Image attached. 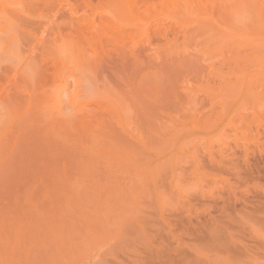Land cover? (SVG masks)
I'll return each instance as SVG.
<instances>
[{
	"label": "rangeland",
	"instance_id": "rangeland-1",
	"mask_svg": "<svg viewBox=\"0 0 264 264\" xmlns=\"http://www.w3.org/2000/svg\"><path fill=\"white\" fill-rule=\"evenodd\" d=\"M116 1L61 0V14L65 15V17H62L63 14L61 15V44L64 39L67 43L68 37L71 36L73 40L75 37L82 38L80 40L85 43L89 41L85 39L87 38L85 36L90 37V33L95 35V31H97L95 36L104 31V33L111 31L113 37L117 33L120 35L122 27L125 31L124 28L128 25L126 26V22L123 23L119 19L117 22L110 21L117 20L118 10L116 7L118 8L119 5L116 4L113 8V3ZM122 1L126 0H118V4L123 3ZM184 1L135 0L134 2L140 3L141 11H149L144 12L143 15V17L145 16L144 20L146 19L143 27L146 31L142 28L141 34H137L133 28L131 30L128 26L127 29L130 30L128 33L126 29L125 36L130 32L134 33L129 37L124 36V40L119 43L122 46L117 41H115L117 43L114 41L109 43L113 49L109 50L111 47L108 45L105 48L108 50H106L107 53L102 51L104 48L89 47L88 45L85 47L87 53L86 50L84 53L89 56L93 51L95 54H92L95 58L91 57L90 59L86 55L85 61L80 60V58H84L85 54H83L77 59L80 60L79 66V63H73L77 62L76 59L68 61L72 58H66L68 54L64 53V56L61 51V56H64L61 60V62L63 61L61 68L66 70L61 69L63 74H61L62 79L59 84L61 90L59 89L58 94L63 108L60 111L61 143L63 145L61 144L59 168L58 166L55 168L57 162L47 160L46 164L39 161L36 155L41 152L36 146L38 144H33L38 142L34 139L33 141L32 136V138L25 137L26 134L22 133L24 137L21 136L24 139L21 140L22 137L18 140L10 138L11 141L10 135L8 136L9 131H7L11 128L8 127L11 124L6 127L4 125V129H2L3 127L2 130L0 129V144L1 141L3 143L4 140H7L6 138L10 140L7 145L12 143L9 145L8 151L4 149L5 142V146L4 144L0 146V155L1 151L8 152L3 154V159L0 157V171H2L0 173V212H5V216L6 212L7 216L11 214L9 212H13L9 216L10 219L7 216V219H2L5 220L4 222L8 220V224L11 222L13 224L16 221L14 222L16 227L29 233L23 232L27 235L25 239L31 236L28 238L29 244L23 240L24 234H20L19 238L14 236L17 240L22 235L21 239L26 243L27 248L21 249L25 253L23 251L18 254H15L17 252L10 253L11 234L8 233L5 226V228L2 226V229L0 228V232L3 233H0V264H9V262L10 264H23L25 259L28 261L26 264H100L101 262V264H264V230H262L264 229V0H247L244 15L241 13L240 0H193L192 3L196 4L193 5L194 11L193 8L192 10L190 8L192 3L189 5L188 9L194 12L190 14L185 12L188 4L180 5L181 3L184 5ZM173 6L178 7V12L174 11L177 7L173 9ZM72 11L74 16L71 15ZM109 11L110 13H108ZM173 11L174 13H172ZM115 12L116 14H114ZM102 13H107L106 16L111 14L112 18L115 16V19L110 18L109 15L107 17L108 21L116 23L104 25L107 18ZM88 14L92 15L90 18H95L96 21L88 19ZM82 17H86L88 20H85L89 21L90 25L87 21H84L86 24L77 22L79 19L83 22L81 19L84 18ZM63 18L65 19L62 20ZM67 18H70V21ZM71 21L77 22L76 26L79 23L77 27L86 28L88 25L89 29L98 21L101 22L100 25L102 24L101 28L104 31L97 30L100 28V25L97 27L98 23L97 28L93 27L96 28L95 31L90 30L88 34L87 27L84 34V29L81 28L83 30L81 32L74 25V28L68 29L72 25ZM68 22L71 25H68ZM120 22L124 24L122 27ZM118 27L120 28L118 29ZM218 27L222 29H220L222 32H218ZM104 28L108 30L106 31ZM153 28L159 33H155ZM72 29L73 31H71ZM160 32L162 33L160 34ZM73 34L78 36L74 35V37ZM217 34L220 35L216 36ZM158 35L160 36L158 37ZM125 41L126 43H124ZM113 42L118 44L117 48L122 47L125 50L127 47L126 50L123 53L118 52L119 48L117 49ZM116 50L117 52H115ZM101 54H105V56ZM86 57L92 62L89 67L86 63L84 65L81 63L89 61ZM108 57L112 58L108 59ZM98 58L102 61L98 60L97 62ZM133 58H137L139 61ZM134 60V63L137 60V64L133 63ZM65 61L69 64H65ZM70 64L73 67L69 66ZM205 68L206 70H204ZM137 79L141 83L139 87ZM238 81L239 83H237ZM233 82L235 86L239 84L234 86L235 90L230 89ZM86 86L87 89L89 88L88 90L85 89ZM105 89L110 90L106 92ZM100 90H103L106 96L100 94L103 93ZM138 91L142 97L141 102L136 100ZM92 92L95 94L94 96ZM89 101L93 104H89ZM143 101L144 103H142ZM124 103L125 106H123ZM104 106L109 108L105 107V110ZM73 108L80 112H77L76 115L80 114L79 116L84 118L87 115L86 119L81 120L79 116L74 118L76 115L72 113L74 112ZM113 112L123 118V131L117 129L118 133L119 131L122 133L116 132L117 135L114 133L115 138L109 134V140L108 138L105 140L109 143L99 142L100 145H103L95 147L98 143L95 144L93 138L100 140L99 137H94V133L101 134L103 131L100 133V128L103 130L107 126L108 129L112 128L111 131H117L115 129L117 123L113 118L117 115L112 117ZM149 112L150 114H148ZM108 119L110 121H107ZM70 120L73 122V127L71 123H68ZM82 121L85 122L82 123ZM107 122H113L112 124L116 125L109 127V124L106 125ZM128 122H130V126H125V123L129 125ZM143 126L146 127V130ZM95 127H98L99 131ZM131 127H133V131ZM117 128L120 127L117 126ZM90 130H92L93 136ZM87 131L90 134H87ZM85 133L86 136L89 135V138L84 137ZM3 134L7 137L4 138L5 135L1 137ZM119 135L121 138L118 137ZM80 139L85 140L81 141ZM19 140H21V146L19 143L17 144ZM26 140H28L27 147L24 144ZM30 140L32 141L29 142ZM78 142L79 144H77ZM84 142L86 143L84 144ZM17 145L21 148H16ZM92 147L97 149L94 150ZM14 148L19 152L15 153L17 151ZM31 150L32 152H29ZM128 150H131L130 153L135 150L133 153L137 152L136 155L139 153L138 157H140L130 158V162L127 159L126 162V157L123 156L122 160L119 155L121 156L125 152L129 154ZM33 152L36 154L33 155ZM86 153L88 154L87 158ZM21 154L23 156L26 154L27 156H24L26 159H21ZM103 155L105 156L103 157ZM9 157L11 160L8 159ZM29 158L31 161L28 160ZM91 158L93 160L96 158L94 161L91 160L94 162L93 164L87 160ZM2 160H6V162ZM35 160H38V164L35 163L37 162ZM33 169L36 170L33 171ZM56 169L61 172L58 170L57 173ZM112 170H114L113 173ZM59 173L61 174L59 175ZM116 199H120V202ZM3 212L1 214L4 216ZM2 219L0 223L7 224L1 222ZM10 220L11 222H9ZM123 221L131 228L128 229L122 224L126 228L125 230L122 225L119 226ZM117 223L119 227L116 226ZM20 224L22 226L26 224L28 229L26 227L23 229ZM120 227L123 229H119ZM132 229L134 230L132 231ZM120 230L126 234H121ZM90 234L92 235L89 237ZM140 241H144V243ZM18 242L20 243L19 240ZM20 244L22 247V243Z\"/></svg>",
	"mask_w": 264,
	"mask_h": 264
},
{
	"label": "bare ground",
	"instance_id": "bare-ground-1",
	"mask_svg": "<svg viewBox=\"0 0 264 264\" xmlns=\"http://www.w3.org/2000/svg\"><path fill=\"white\" fill-rule=\"evenodd\" d=\"M61 0H0V129L5 125V127H6V125H8V124H11V126H8V127H11V128H9V130H7L8 129V127H7V131H9V133H8V136H9V139L11 138H13V139H17L18 140V138H21L22 136L21 135H23L22 133H24V134H26L25 135V137L26 136H29L30 138H32V140L34 139L35 141H37L38 143H36V142H32L33 144H40L39 146L38 145H36L37 146V148L38 149H40L39 151L41 152V154H42V156H41V154L39 153V151L37 152V154L38 155H36L38 158H39V161L40 162H42V163H46L47 162V160L48 161H54V163L55 162H57V163H55V168H57L56 166H58V168H59V163L61 164V136H62V134H61V102H60V100H59V89L61 88V86L59 85V84H61V74H63V73H61V63L63 62H61V60H62V57L64 58V56H65V54H68V55H66V58L67 57H69V58H72V59H69L68 61H70V60H72L73 61V59H76V61L77 62H73L74 64L75 63H79L78 64V66L80 65V60H84L85 61V56L87 55L88 56V54H85L84 52H85V50H86V48L85 47H87L88 45H89V47H96V48H104V50H102V51H105L106 53H107V51L105 50V48L106 47H108V45H110L109 43H111L112 41H117L118 42V44L119 43H121V41H123L124 40V36H125V33L127 34V30H128V33H129V30L131 29L132 30V28H133V31L135 30V32L138 34H141L140 32H141V30H142V28L143 29H145L143 26H144V21L146 20H144V17H143V15L145 14L144 12H147L148 10H146V11H141V8L139 7V5H140V3L138 4L137 2H134L135 0H126L125 2H123V3H120V4H118L119 2H118V0L116 1V2H114L113 3V8L115 7V5L117 4V6H118V8L116 7V9L118 10V14H117V20H110V21H118V19H119V21L121 20V22H123V23H125L126 22V26L128 25L129 26V28L127 29V27L126 28H124V30L125 31H123V23H121L120 24V26L122 27V33L119 35L118 33V35L116 36V35H114V37H113V35H112V32L111 31H109V33H104L105 31L101 28V27H103V26H101L100 25V23L101 22H98L97 21V23H95L96 25L98 24V26L97 27H99V25H100V28H97L96 27V25H91V26H95L96 28H97V30L99 31V32H102V31H104V32H102V34H100V35H98V36H95L96 34H97V31H95V29L93 28H91V29H89L90 28V26H86V28L88 27V29H86L85 27H77L78 25H79V23L77 24V26H76V24L75 23H77V22H80V24H82V23H85L88 19H91L90 17H92V15H90L89 16V14H88V16H89V18L87 19L86 17H82V18H84V19H81V20H83V22H81L80 21V19H79V21H77V22H72V25L70 24V22H68L69 24L68 25H71V26H69V28L68 29H70V27L72 28H74V26L79 30V31H81L82 29H84V31H83V33L85 34V29L86 30H88L87 31V33L89 34L90 33V30H94L95 32H96V34L94 35V34H92L91 35V33L89 34L90 35V37L89 36H85V37H87V38H85L84 36V38L85 39H88L89 41H87V40H85V41H87V42H85V43H82L83 41L82 40H80V39H82V38H78V37H75V36H78V35H75V34H73V36L75 37V39L73 40L72 39V36L71 37H68V42L67 43H65L66 42V40L64 39L63 41H62V44H61V18L62 17H65V15L64 16H62L61 17V2H60ZM111 1V0H110ZM174 1H177V0H174ZM184 1V0H183ZM90 2V1H89ZM139 2H141V1H139ZM185 2V1H184ZM192 2H194L193 0H190V1H186L185 3H184V5H183V3H181L180 5L181 6H185V5H187L188 4V7H186L185 8V12H187L186 14H188V12H189V14L190 13H192L193 11H194V4H196V3H192ZM240 2V4H241V13H242V15H244L245 14V11H246V7H247V0H240L239 1ZM81 3V2H80ZM177 3V2H176ZM178 3H180V2H178ZM177 3V4H178ZM191 3H192V5H191ZM54 4H56V5H54ZM86 4V3H85ZM109 4V3H108ZM141 4H143V3H141ZM76 5V4H75ZM81 5V4H80ZM91 5V4H90ZM189 5H191L190 6V8H191V10H192V8H193V11H191L190 9H188L189 8ZM82 6V5H81ZM109 6H111V5H109ZM79 7V6H78ZM83 7V6H82ZM81 7V8H82ZM112 7V6H111ZM145 7V6H144ZM149 7V6H148ZM177 6H173V9L174 8H176ZM65 8V7H64ZM67 8V7H66ZM69 8V7H68ZM88 8V7H87ZM109 8V7H108ZM147 8V7H146ZM79 9V8H78ZM90 9H92L91 7H90ZM143 9H145V8H143ZM181 9H184V7L182 8L181 7ZM195 9H196V5H195ZM80 10V9H79ZM97 10V9H96ZM114 10V9H113ZM150 10V9H149ZM176 10V12H178L177 10H178V7H177V9H174V11ZM200 10V9H199ZM259 11H260V9H258ZM86 11V10H85ZM116 11V10H115ZM155 11V10H154ZM174 11L172 12V13H174ZM73 12V11H72ZM76 12V11H75ZM112 12V11H111ZM149 12V11H148ZM152 12V11H151ZM184 12V11H183ZM108 13H110V11L108 12ZM153 13V12H152ZM152 13H150V14H152ZM194 13V12H193ZM199 13V12H198ZM198 13H197V15H198ZM77 14V13H76ZM82 14V13H81ZM84 14V13H83ZM103 14V13H102ZM106 14L107 13H104L103 14V16L104 17H106L107 18V21H105L106 23L108 22L109 24H106L105 22H104V25H106V26H108V25H110V23H113V25H114V23H116V22H110V21H108L109 19H108V15L106 16ZM111 14H113V12L111 13ZM111 14L109 15V17L110 18H112L111 17ZM114 14H116V12L114 13ZM155 14H157V13H155ZM154 14V15H155ZM175 14H177V13H175ZM71 15H73L74 16V12L71 14ZM148 15H149V13H148ZM172 15V14H171ZM69 16V15H68ZM67 16V17H68ZM82 16V15H81ZM94 16V15H93ZM102 16V15H101ZM100 16V18H102ZM151 16V15H150ZM152 16H153V14H152ZM72 17V16H71ZM99 17V16H98ZM99 18V19H100ZM116 17L114 16L112 19H115ZM168 18V17H167ZM65 18H63L62 20H64ZM68 19V18H67ZM70 19V18H69ZM68 19V21H70ZM72 19V18H71ZM85 19H87V20H85ZM98 19V20H99ZM105 19V18H104ZM170 19V18H169ZM92 21H96L95 20V18H93V19H91ZM101 20H103V19H101ZM74 21V20H73ZM85 21V22H84ZM104 21V20H103ZM102 21V22H103ZM243 21V20H242ZM89 21H87V23H88ZM90 23V22H89ZM88 23V24H89ZM93 23V22H92ZM153 23V22H152ZM64 24V23H63ZM66 24H67V22H66ZM86 24V23H85ZM123 24V25H122ZM74 25V26H73ZM90 25V24H89ZM150 25V24H149ZM85 26V25H84ZM116 26V25H115ZM161 26V25H160ZM65 27V26H64ZM111 27V26H110ZM117 27V26H116ZM168 27V26H167ZM75 28V29H76ZM82 28V29H81ZM120 27H118V29H119ZM149 28V27H148ZM155 28V27H154ZM154 28H153V30H154ZM161 28H162V26H161ZM219 29V33L220 32H222L221 30V28L220 27H218ZM74 29V30H75ZM104 29H106V31L108 30L107 28H104ZM109 29H111V28H109ZM115 29H117V28H115ZM127 29V30H126ZM160 29V28H159ZM158 29V30H159ZM165 30H166V28H164ZM168 29V28H167ZM216 29V28H215ZM221 29V30H220ZM65 30H66V28H65ZM102 30V31H101ZM121 30V29H120ZM118 31L119 33L121 32V31ZM162 30V29H161ZM63 31V30H62ZM69 31V30H68ZM71 31H73V29L71 30ZM81 31V32H82ZM113 31V30H112ZM116 31V30H115ZM145 31H146V29H145ZM155 31V30H154ZM162 31H164V30H162ZM207 31V30H206ZM66 32V31H65ZM74 32H78V31H74ZM80 32V33H81ZM91 32H93V31H91ZM157 31H155V33H156ZM69 33V32H68ZM72 33V32H71ZM134 33V32H133ZM132 32H130V34H133ZM135 33V34H136ZM157 33H159V32H157ZM162 32H160V34H161ZM165 33V32H164ZM214 33V32H213ZM217 33V32H216ZM66 34V33H65ZM82 34V33H81ZM129 34V35H130ZM134 34V35H135ZM211 34V33H210ZM71 35V34H70ZM70 35H68V36H70ZM80 35V34H79ZM83 35V34H82ZM94 35V37L93 38H91L92 36ZM129 35H127L128 37H129ZM199 35V34H198ZM218 35H220V34H217L216 36H218ZM65 36V38H66V35H64ZM63 36V37H64ZM127 36H125V37H127ZM137 36V35H136ZM139 36H141V35H139ZM160 35H158V37H159ZM80 37V36H79ZM82 37V36H81ZM89 37V38H88ZM134 37V36H133ZM215 37V36H214ZM69 38H71V39H69ZM76 38H78V39H76ZM90 38H91V40H90ZM115 38H117V39H115ZM136 38H138L139 39V37H136ZM156 38H157V36H156ZM155 38V39H156ZM219 38V37H218ZM63 39V38H62ZM113 39H115V40H113ZM126 40H127V38H125ZM132 39V38H131ZM154 39V40H155ZM136 40V39H135ZM153 40V41H154ZM172 40V39H171ZM174 40V39H173ZM71 43H70V42ZM151 41V40H150ZM208 41V40H207ZM65 44H64V43ZM113 42V43H114ZM117 42H115V43H117ZM127 42H128V40H127ZM220 42V41H219ZM112 43V44H113ZM114 43V44H115ZM123 43V42H122ZM124 43H126V41L124 42ZM123 43V44H124ZM161 43V42H160ZM166 43V42H165ZM117 44V45H118ZM166 44H168V43H166ZM64 45V47H62ZM94 45V46H93ZM116 45V44H115ZM117 45L115 46L116 48H117ZM120 46H122L121 44H119ZM125 45H127V44H125ZM98 46V47H97ZM110 47H111V45H110ZM114 47V48H115ZM123 47H124V45H123ZM155 46H153V49H155L154 48ZM115 48V49H116ZM119 48V50H118V52L119 51H121L122 53H123V51H125L126 50V48H125V50L124 49H122V47H118ZM117 48V49H118ZM62 49V50H61ZM88 49V48H87ZM90 49V48H89ZM88 49V50H89ZM95 49V48H94ZM113 49V47H111L109 50H112ZM160 49V48H159ZM91 50V49H90ZM98 50V49H97ZM140 50V49H139ZM138 50V51H139ZM143 50V49H142ZM158 50V49H157ZM61 51H62V54H64V56H61L62 54H61ZM155 51V50H154ZM93 54H95L93 51H91ZM115 52H117V50L115 51ZM141 52H143V51H141ZM153 52V51H152ZM157 52V51H156ZM86 53H87V50H86ZM89 53V52H88ZM91 53V55H89L88 56V58H90L91 59V57H93V58H95L94 56H93V54ZM102 53V52H101ZM105 53V54H106ZM113 53V52H112ZM138 53V52H137ZM83 54H85L84 55V58H80V60H77L80 56H83ZM105 54H101V55H104L105 56ZM109 54H110V51H109ZM120 54V53H119ZM118 54V55H119ZM70 55V56H69ZM122 55H124V54H122ZM126 55H128V53L126 52ZM125 55V56H126ZM154 55H155V52H154ZM157 55V54H156ZM103 56V57H104ZM107 56V55H106ZM108 56H111V55H108ZM112 56H114L113 54H112ZM116 56V58H118L117 57V55H115ZM124 56V57H125ZM121 57H123V56H121ZM127 57V56H126ZM125 57V58H126ZM137 57V56H136ZM65 58V59H66ZM87 58V57H86ZM87 58V60H89V61H87V62H81L83 65L86 63V65H88V67L90 66V65H92V62L90 61V59H88ZM100 58H102L101 56H100ZM105 58V57H104ZM110 57H108V59H109ZM112 58V57H111ZM110 58V59H111ZM138 58V57H137ZM137 58H133V59H137ZM159 58V57H158ZM197 58H198V56H197ZM65 59H63V60H65ZM107 59V58H106ZM105 59V60H106ZM119 59V58H118ZM98 60H101L102 61V59H96V61L98 62ZM121 60V59H120ZM125 60V59H124ZM138 60V59H137ZM137 60H136V63H134L135 62V60L133 61V63L134 64H137ZM75 61V60H74ZM93 61H94V59H93ZM109 61V60H108ZM114 61V60H113ZM132 61V60H131ZM139 61V60H138ZM71 62V61H70ZM117 62H119V61H117ZM141 62V61H140ZM212 62V61H211ZM210 62V63H211ZM65 64H67L66 63V61L64 62ZM63 63V64H64ZM91 63V64H90ZM102 63V62H101ZM110 63H111V61H110ZM115 63V62H114ZM125 63V62H124ZM64 64V65H65ZM69 64V63H68ZM67 64V65H68ZM72 64V63H71ZM69 65V66H71V67H73L72 65ZM73 64V65H74ZM90 64V65H89ZM105 64H106V62H105ZM117 64V63H116ZM120 64V63H119ZM66 65V66H67ZM102 65V64H101ZM118 65V64H117ZM116 65V66H117ZM123 65V64H122ZM198 65V64H197ZM103 66V65H102ZM106 66V65H105ZM111 66H112V64H111ZM195 66V65H194ZM200 66V65H199ZM207 66H209V65H207ZM64 67V66H63ZM82 67V66H81ZM94 67V66H93ZM128 67V66H127ZM197 67V66H196ZM67 68V67H66ZM79 68V67H78ZM83 68V67H82ZM117 68V67H116ZM121 68H122V66H121ZM137 68H139L138 67V65H137ZM155 68V67H154ZM153 68V69H154ZM208 68V67H207ZM64 69V68H63ZM62 69V70H63ZM70 69V68H69ZM76 69V68H75ZM81 69V68H80ZM136 69V68H135ZM200 69V68H199ZM64 70H66V69H64ZM74 70V69H73ZM79 70V69H78ZM90 70V69H89ZM93 70V69H92ZM97 70V69H96ZM102 70V69H101ZM116 70V69H115ZM196 70L198 71V69L196 68ZM204 70H206V68L204 69ZM209 70V69H208ZM97 71H100V70H97ZM118 71H120L119 69H118ZM140 71V70H139ZM194 71V70H193ZM210 71V70H209ZM75 72V71H74ZM91 72V71H90ZM117 72V71H116ZM122 72V71H121ZM138 72V71H137ZM203 72V71H202ZM201 72V73H202ZM213 72V71H212ZM205 73H206V71H205ZM209 73V72H208ZM67 74V73H66ZM71 74V73H70ZM81 74H82V71H81ZM137 74V73H136ZM198 73L196 72V75H197ZM83 75V74H82ZM89 75V74H88ZM91 75V74H90ZM140 75V74H139ZM207 75V74H206ZM63 76V75H62ZM78 76V75H77ZM86 76V75H85ZM133 76V75H132ZM139 77V76H138ZM143 77V76H142ZM85 78V77H84ZM105 78H107V77H105ZM108 78H110V77H108ZM107 78V79H108ZM132 78V77H131ZM136 78H137V76H136ZM106 79V80H107ZM139 79V78H138ZM137 79V80H138ZM142 79V78H141ZM144 79V78H143ZM142 79V80H143ZM201 79V78H200ZM207 79H208V77H207ZM212 79V78H211ZM65 80V79H64ZM84 80V79H83ZM145 80V79H144ZM206 80V79H205ZM88 81V80H87ZM108 81V80H107ZM109 81H110V79H109ZM139 82H137L138 83V87L140 86L139 84H141L140 83V80H138ZM212 81H213V79H212ZM237 81V80H236ZM235 81V82H236ZM68 82V81H67ZM85 82V81H84ZM106 82V81H105ZM89 83V82H88ZM108 83V82H107ZM111 83V82H110ZM137 83H136V86H137ZM143 83V82H142ZM234 83V82H233ZM237 83H239V81L237 82ZM79 84V83H78ZM94 84V83H93ZM112 84H113V82H112ZM134 84V83H133ZM59 85V86H58ZM75 85V84H74ZM87 85V84H86ZM90 85V84H89ZM97 85V84H96ZM95 85V86H96ZM110 85V84H109ZM114 85V84H113ZM112 85V86H113ZM135 85V84H134ZM231 85V84H230ZM237 85H239V84H237ZM236 85V86H237ZM78 86V85H77ZM82 86V85H81ZM104 86V85H103ZM118 86V85H117ZM131 86V85H130ZM235 83L234 84H232V86L230 87V89H234L235 87ZM79 87V86H78ZM90 87V86H89ZM111 87V86H110ZM121 87V86H120ZM124 87H126V86H124ZM83 88V87H82ZM97 88V87H96ZM107 88V87H106ZM75 89V88H74ZM86 90H88L87 89V86H86V88H85ZM94 89V88H93ZM92 89V90H93ZM117 89V88H116ZM122 89V88H121ZM138 89V88H137ZM230 89H229V91H230ZM232 89V90H233ZM61 90V89H60ZM78 90V89H77ZM76 90V91H77ZM110 90V89H109ZM109 90H107V89H105V91L107 92V91H109ZM235 90V89H234ZM90 91V90H89ZM88 91V92H89ZM100 91H103V90H100ZM116 91V90H115ZM122 91H124V90H122ZM121 91V92H122ZM126 91H128V90H126ZM135 91V90H134ZM144 91V90H143ZM148 91V90H147ZM87 92V91H86ZM87 92V93H88ZM95 92V91H94ZM142 92V91H141ZM145 92V91H144ZM78 93V92H77ZM93 93V92H92ZM99 93V92H98ZM105 92L103 91V93H100V94H104ZM116 93V92H115ZM117 93H118V90H117ZM124 93V92H123ZM130 93H132V92H130ZM129 93V94H130ZM135 93V92H134ZM137 93V95H136V100L139 102H141V100L140 99H142V97H140V92L138 91V92H136ZM233 93H234V91H233ZM75 94V93H74ZM85 94V93H84ZM91 94V93H90ZM107 94V93H106ZM109 94H111V93H109ZM113 94V93H112ZM230 94H232V93H230ZM58 95V96H57ZM95 94L93 93V96H94ZM119 95V94H118ZM122 95H124V94H122ZM121 95V96H122ZM135 95V94H134ZM104 96H106L105 94H104ZM104 96H103V98H104ZM111 96V95H110ZM117 96V95H116ZM61 97V96H60ZM85 97V96H84ZM109 97V96H108ZM107 97V98H108ZM96 98V97H95ZM102 98V97H101ZM112 98V97H111ZM110 98V99H111ZM116 98V97H115ZM131 98H132V94H131ZM135 98V97H134ZM80 99V98H79ZM82 99V98H81ZM84 99V98H83ZM86 99V98H85ZM94 99V98H93ZM118 99V98H117ZM121 99V98H120ZM123 99V98H122ZM75 100V99H74ZM88 100V99H87ZM134 100V99H133ZM132 100V101H133ZM71 101V100H70ZM85 101V100H84ZM90 101H91V99H90ZM89 101V102H90ZM101 101H103V100H101ZM104 101H106L105 100V98H104ZM146 101V100H145ZM73 102V101H72ZM71 102V103H72ZM88 102V101H87ZM123 102V101H122ZM190 102V101H189ZM192 102H193V100H192ZM75 103V102H74ZM92 102H90L89 104H91ZM101 103V102H100ZM99 103V104H100ZM125 103H126V100H125ZM125 103H124V105L123 106H125ZM142 103H144V101L142 102ZM93 104V103H92ZM102 104H103V102H102ZM101 104V105H102ZM112 104V103H111ZM119 104V103H118ZM104 105V104H103ZM113 105V104H112ZM111 105V106H112ZM139 105V104H138ZM143 105V104H142ZM88 106V105H87ZM152 106V105H151ZM211 106V105H210ZM209 106V107H210ZM106 106H104V108H105ZM108 107V106H107ZM106 107V108H107ZM119 107H120V105H119ZM128 107V106H127ZM79 108V107H78ZM106 108H105V110H106ZM109 108V107H108ZM107 108V109H108ZM126 108V107H125ZM133 109H134V107H132ZM204 108H205V106H204ZM66 109V108H65ZM75 109L76 108H73V111L74 112H72V113H75V115H76V113L77 112H79L78 110L77 111H75ZM93 109V108H92ZM115 109V108H114ZM214 109V108H213ZM62 110H63V108H62ZM111 110V109H110ZM128 110V109H127ZM156 110V109H155ZM199 110V109H198ZM201 110V109H200ZM206 110H207V108H206ZM65 111V110H64ZM68 111V110H67ZM81 111V110H80ZM113 111V110H112ZM116 111V110H115ZM82 112H83V110H82ZM85 112V111H84ZM86 112H88V110H86ZM117 112V111H116ZM134 112H136V111H134ZM80 113V112H79ZM78 113V114H79ZM90 113V112H89ZM94 114L96 113V112H93ZM103 113V112H102ZM114 113V114H113ZM113 113H111V114H113L112 115V117L115 115H117V113H115V112H113ZM127 113H129V112H127ZM206 113V112H205ZM211 113V112H210ZM82 114H84V113H82ZM93 114V115H94ZM99 114V113H98ZM135 114V113H134ZM148 114H150V112L148 113ZM63 115V114H62ZM68 115V114H67ZM80 115V114H79ZM79 115H76V116H74V118L75 117H77V116H79ZM92 115V114H91ZM92 115V116H93ZM104 115V114H103ZM109 115V117H110V113L108 114ZM133 115V114H132ZM63 116H65V115H63ZM82 116H84V115H82ZM89 116V115H88ZM98 116H100V115H98ZM128 116H129V114H128ZM130 116H131V114H130ZM133 116H135V115H133ZM143 116V115H142ZM204 116V115H203ZM207 116V115H206ZM70 117V116H69ZM79 117H81V116H79ZM86 117H87V115L85 116V118L84 117H81L80 119L82 120L83 118L84 119H86ZM108 117V118H109ZM90 118V117H89ZM104 118V117H103ZM115 120H116V123H117V125L116 124H112L113 122L115 123V121H113L112 123H110V122H107L106 123V125H108L109 127L110 126H112V125H116V127H115V129L117 130V129H122L123 127H124V121H123V118L121 117V115L119 116V115H117V117H113ZM141 118V117H140ZM157 118V117H156ZM205 119H206V117H204ZM210 118V117H209ZM63 119V118H62ZM79 119V120H80ZM88 119V118H87ZM98 119V118H97ZM101 119V118H100ZM107 119V118H106ZM113 119V120H114ZM136 119H138V118H136ZM142 119V118H141ZM158 119V118H157ZM69 120V119H68ZM93 120V119H92ZM105 120V119H104ZM112 120V119H111ZM139 120V119H138ZM208 120V119H207ZM64 121V120H63ZM62 121V122H63ZM75 121V119L73 120V122ZM91 121V120H90ZM103 121V120H102ZM107 121H110V119H108ZM152 121H154V120H152ZM206 121V120H205ZM65 122V121H64ZM71 120H70V122H68V123H73ZM85 122V121H84ZM83 121H82V123H84ZM95 122V121H94ZM125 122H127L126 120H125ZM66 123V122H65ZM81 123V122H80ZM79 123V124H80ZM88 123V122H87ZM90 123H92V122H90ZM98 123H100V122H98ZM129 123V125H126V123H125V126H130V122H128ZM141 123H143V122H141ZM78 124V125H79ZM111 124V125H110ZM134 124V123H133ZM155 124V123H154ZM67 125V124H66ZM84 125V124H83ZM90 125V124H89ZM99 125V124H98ZM65 126V125H64ZM75 126V125H74ZM80 126V125H79ZM86 126H87V124H86ZM117 126H119L120 128H117ZM138 126V125H137ZM146 126V125H145ZM154 126V125H153ZM157 126V125H156ZM72 127H73V124H72ZM134 127V126H133ZM133 127H131V130H132V128ZM144 127V126H143ZM80 128V127H79ZM85 128V127H84ZM96 128V127H95ZM98 128V127H97ZM96 128V129H97ZM100 128V127H99ZM104 128V127H103ZM127 128H129L130 129V127H127ZM138 128V127H137ZM145 128V130H146V127H144ZM150 128V127H149ZM160 128V127H159ZM2 129H4V127L2 128ZM1 129V130H2ZM70 129V128H69ZM68 129V130H69ZM76 129H77V127H76ZM106 129H108V127L106 126V128L105 129H101L100 128V133H101V131H103L102 133H103V135H102V133L101 134H98V132H97V134L96 133H94L95 135H94V137H99V140L100 141H98V138L97 139H94L93 138V140H95V144L96 143H98L99 144V142L101 143V142H103V144H107V143H109V141H105L107 138H108V140H109V137H108V135L110 134L111 136H113L114 137V133H115V135H117V133H118V130L117 131H115V132H113V130L111 131V129L109 128L108 130H107V132H105V130ZM114 129V128H113ZM139 129V128H138ZM143 129V128H142ZM141 129V130H142ZM154 129H156L155 127H154ZM1 130H0V132H1ZM5 130V131H6ZM67 130V131H68ZM98 130V129H97ZM126 130V129H125ZM149 130V129H148ZM147 130V131H148ZM167 130V129H166ZM181 130V129H180ZM64 131H66V130H64ZM66 131V132H67ZM70 131V130H69ZM79 131V130H78ZM77 131V132H78ZM92 130H90V132H91ZM99 131V130H98ZM120 131H123V129L122 130H120ZM120 131H119V133L118 134H121L120 133ZM133 131V130H132ZM134 131H135V129H134ZM151 131V130H150ZM153 131V130H152ZM159 131V130H158ZM171 131V130H170ZM169 131V132H170ZM75 132V131H74ZM96 132V131H95ZM117 132V133H116ZM159 132H161V131H159ZM166 132V131H165ZM175 132V131H174ZM5 133V132H4ZM65 133V132H64ZM73 133V132H72ZM124 133V132H123ZM156 133V132H155ZM87 134H90V133H88V131H87ZM126 134V133H125ZM141 134V133H140ZM5 134H3L1 137H3ZM66 135V134H65ZM69 135V134H68ZM83 135H85L84 137H88L89 135H87L86 136V133L85 134H83ZM91 135H92V132H91ZM109 135V136H110ZM126 135H128V134H126ZM32 136V137H31ZM70 136H72V135H70ZM79 136V135H78ZM82 136V135H81ZM93 136V135H92ZM143 136H144V134H143ZM150 136V135H149ZM7 136L5 135V137L4 138H6ZM23 137H24V135H23ZM21 138V140L22 139H24V138ZM65 137V136H64ZM84 137H81V138H84ZM112 137V138H113ZM118 137H120V135L118 136ZM4 138H2L3 140H4ZM89 138V137H88ZM90 138H91V136H90ZM115 138V137H114ZM121 138V137H120ZM120 138H119V140H120ZM122 138H123V135H122ZM1 139V138H0ZM7 140H8V138H6ZM10 139V140H11ZM12 139V140H13ZM26 139V138H25ZM28 140H29V138H27ZM92 139V138H91ZM4 140L3 141V143H2V141H1V144H4V146H5V143H6V146H9L10 144H12V143H10L9 145H7L8 143L7 142H9L10 140ZM11 140V141H12ZM21 140H19L18 142H17V144L19 143V145H20V141ZM28 140H26V143H24V144H26V146L25 147H27V141ZM32 140H30L29 142H31ZM33 140V141H34ZM67 140V139H66ZM65 140V141H66ZM81 140V139H80ZM83 140H85V139H82L81 141H83ZM88 140V139H87ZM90 140V139H89ZM92 140V141H93ZM115 140V139H114ZM118 140V139H117ZM122 140V139H121ZM125 140V139H124ZM129 140H131V138H129ZM128 140V141H129ZM157 140V139H156ZM169 140V139H168ZM77 141V140H76ZM96 141H98V142H96ZM106 143H105V142ZM123 141V140H122ZM127 141V140H126ZM145 141V140H144ZM151 141V140H150ZM5 142V143H4ZM14 142V141H13ZM89 142V141H88ZM132 142V141H131ZM135 142V141H134ZM156 142V141H155ZM23 143V142H22ZM86 142H84V144H85ZM90 143H92V142H90ZM120 143V142H119ZM125 143H127V142H125ZM130 143V142H129ZM152 143V142H151ZM1 144H0V146H1ZM32 144V145H33ZM67 144V143H66ZM77 144H79V142L77 143ZM98 144H96V146L95 147H97V146H102V145H98ZM122 144H124L123 142H122ZM121 144V145H122ZM136 144V143H135ZM23 145V144H22ZM32 145H31V147H32ZM63 145V144H62ZM91 145V144H90ZM113 145V144H112ZM126 145V144H125ZM140 145V144H139ZM4 146H2L3 148H4ZM5 146V151L7 150L8 151V149L10 148V146L9 147H6ZM18 146V145H17ZM21 146V145H20ZM71 146H73V145H71ZM78 146V145H77ZM86 146V145H85ZM110 146V145H109ZM118 146H120V145H118ZM16 147V146H15ZM24 147V146H23ZM22 147V148H23ZM79 147V146H78ZM87 147V146H86ZM122 147V146H121ZM133 147V146H132ZM7 148V149H6ZM16 148H21V147H16ZM69 148V147H68ZM67 148V149H68ZM91 148V147H90ZM92 148H94V147H92ZM106 148V147H105ZM134 148H135V146H134ZM133 148V149H134ZM138 148V147H137ZM140 148V147H139ZM3 149V150H4ZM26 149H29V148H26ZM32 149V148H31ZM36 149V148H35ZM37 149V150H38ZM75 149V148H74ZM80 149V148H79ZM95 149H97V148H94V150ZM119 149V148H118ZM123 149H124V147H123ZM14 150H15V148H14ZM21 151H23L24 150V148H23V150L22 149H20ZM36 150V151H37ZM81 150V149H80ZM120 150V149H119ZM15 151H17V150H15ZM14 151V152H15ZM33 151H35V150H33ZM35 151V152H36ZM78 151V150H77ZM88 151V150H87ZM129 151V154H127L128 152H125L123 155H119V157L121 158V157H126L125 159H126V162H127V159L129 160L130 158H134V159H137V158H139L138 157V154L136 155V153L137 152H135V154L133 153L134 151H132V153H130V151L131 150H128ZM19 152V150L17 151V152H15V153H18ZM29 152H32V150L31 151H29ZM35 152H33V155H35L36 153ZM72 152V151H71ZM86 152V151H85ZM117 152H119V151H117ZM1 155H0V157L2 158L5 154H7L8 152H6V153H3L2 151H1ZM20 153H22V152H20ZM35 153V154H34ZM69 153V152H68ZM74 153V152H73ZM84 153V152H83ZM82 153V154H83ZM115 153V152H114ZM122 153V152H121ZM143 153V152H142ZM4 154V155H3ZM31 154V153H30ZM29 154V155H30ZM76 154V153H75ZM79 154V153H78ZM87 154V153H86ZM97 154V153H96ZM103 154V153H102ZM119 154V153H118ZM22 155V154H21ZM26 155V154H25ZM24 155V156H25ZM40 155V156H39ZM66 155V154H65ZM85 155V154H84ZM99 155V154H98ZM101 155V154H100ZM108 155V154H107ZM140 155V154H139ZM143 155H144V153H143ZM12 156V155H11ZM10 156V157H11ZM24 156L22 155V157H20L21 159L22 158H24ZM27 156V155H26ZM68 156V155H67ZM75 156V155H74ZM86 156V158H87V156H88V154L87 155H85ZM90 156V155H89ZM95 156V155H94ZM105 155H103V157H104ZM109 156V155H108ZM108 156H106L107 158H108ZM142 156V155H141ZM10 157L8 158V159H10ZM15 157V156H14ZM30 157V156H29ZM33 157H35V156H33ZM63 157V156H62ZM75 157H77V156H75ZM92 157H93V155H92ZM96 157V156H95ZM147 157V156H146ZM13 158V157H12ZM37 158V159H38ZM88 158H90V157H88ZM142 158V157H141ZM144 158H145V156H144ZM3 159V158H2ZM7 159V158H6ZM24 159H26V157L24 158ZM33 159V158H32ZM96 159V158H95ZM94 159V160H95ZM99 160H100V157L98 158ZM116 159V158H115ZM122 159V158H121ZM124 159V160H125ZM147 159V158H146ZM11 160V159H10ZM28 160H30L31 161V159L29 158ZM75 160H77V159H75ZM87 160H93L92 158L91 159H87ZM93 160V161H94ZM98 160V161H99ZM104 160V159H103ZM108 160V159H107ZM123 160V159H122ZM131 160V159H130ZM130 160H129V162H130ZM2 161H5L6 162V160H2ZM14 161V160H13ZM19 161H20V159H19ZM35 161H37V162H35L36 164H38V160H35ZM78 161H80V160H78ZM105 161H106V159H105ZM10 162V161H9ZM23 162V161H22ZM59 162V163H58ZM70 162V161H69ZM92 162V161H91ZM107 162V161H106ZM11 163V162H10ZM25 163H26V161H25ZM29 163V162H28ZM54 163H51V164H54ZM81 163H82V161H81ZM94 162H92V164H93ZM98 163H100V162H98ZM132 163V162H131ZM2 164V163H1ZM4 164V163H3ZM5 164H7V163H5ZM47 164V163H46ZM48 164H50V163H48ZM57 164V165H56ZM67 164V163H66ZM90 164V163H89ZM114 164V163H113ZM9 165V164H8ZM13 165H14V162H13ZM20 165V164H19ZM28 165V164H27ZM32 165V164H31ZM1 166V165H0ZM6 166V165H5ZM11 166V165H10ZM34 166V165H33ZM46 166V165H45ZM49 166V165H48ZM15 167V166H14ZM53 167H54V165H53ZM96 167V166H95ZM3 168V167H2ZM30 168H31V166H30ZM40 168H42V167H40ZM113 168V167H112ZM4 169V168H3ZM27 169V168H26ZM94 170H96V168H93ZM92 169V170H93ZM98 169V168H97ZM6 170H7V168H6ZM9 170H11V169H9ZM34 170H36V169H33V171ZM43 169H41V171H42ZM57 170V173H58V170L59 169H56ZM60 170H61V165H60ZM59 170V171H60ZM103 170V169H102ZM111 170V169H110ZM8 171V170H7ZM32 171V172H33ZM109 171V170H108ZM113 171L114 170H112V173H113ZM2 171H0V173H1ZM31 172V171H30ZM43 172V171H42ZM42 172H41V174H42ZM46 172V171H45ZM56 172V171H55ZM61 172V171H60ZM106 172V171H105ZM5 174H6V172H4ZM34 173V172H33ZM32 173V174H33ZM36 173V172H35ZM92 173H93V171H92ZM96 173V172H95ZM100 173V172H99ZM61 173H59V175H60ZM94 174V173H93ZM92 174V175H93ZM115 174H116V172H115ZM36 175V174H35ZM99 175H101V174H99ZM108 175V174H107ZM112 175V174H111ZM0 176H1V174H0ZM54 176V175H53ZM56 176V175H55ZM110 176V175H109ZM113 176V175H112ZM5 177V176H4ZM32 177H36V176H32ZM61 177V176H60ZM116 200H118V199H116ZM120 200V199H119ZM118 200V201H119ZM110 201H112V200H110ZM120 202V201H119ZM121 203H123V202H121ZM118 204H120V203H118ZM125 204V203H124ZM126 205V204H125ZM129 205V204H128ZM130 206V205H129ZM128 206V207H129ZM110 207V206H109ZM127 207V206H126ZM127 207V208H128ZM121 208V207H120ZM122 208H123V206H122ZM130 208V207H129ZM13 210V209H12ZM16 210H18V209H16ZM20 211V210H19ZM24 211V210H23ZM107 211V210H106ZM120 211V210H119ZM130 211V210H129ZM132 211V210H131ZM130 211V212H131ZM137 211V210H136ZM3 212V211H2ZM2 212H0V220L2 219V218H5V219H7L6 218V216H7V212H6V216H5V212H3L4 213V216L1 214ZM16 212V211H15ZM14 212V213H15ZM26 212V211H25ZM122 212H123V210H122ZM122 212H121V216H122ZM9 213H13V212H9ZM8 213V214H9ZM19 213V212H18ZM134 213H135V211H134ZM11 214H9V216L11 215ZM16 215H17V213H15ZM14 214V215H15ZM125 214V213H124ZM128 214V213H127ZM135 214H137V213H135ZM15 215V216H16ZM29 215V214H28ZM133 215V214H132ZM9 216H7L8 217V219H10L11 217H9ZM12 217H14V216H12ZM20 217H21V215H20ZM66 217V216H65ZM76 217V216H75ZM120 217V216H119ZM124 217V216H123ZM21 218H23V217H21ZM125 218V217H124ZM130 218H131V216H130ZM127 219V218H126ZM140 219V218H139ZM258 219V218H257ZM24 220V219H23ZM69 220V219H68ZM121 220V219H120ZM5 220L4 219H2V221L1 222H3L4 224L5 223H7V221L8 220H6V222H4ZM31 221V220H30ZM52 221V220H51ZM141 221V220H140ZM261 221V220H260ZM9 222H11V220L9 221ZM14 222H16V221H14ZM14 222H13V224H12V222L11 223H7V224H5V225H3L2 223H0L1 224V226H0V228L3 226H5L7 229H8V233L9 234H11V237H10V247H11V250H10V253H15V252H17V253H15V254H18V252L20 253V251H23V250H21L22 248L25 250L27 247L25 246L26 245V243L24 242L25 240L27 241V243L28 242H30V241H28V238L29 237H31V236H29L27 239H25L26 237H27V235H25L23 232H25L24 230H22V229H20L19 227H16L15 225H14ZM57 222V221H56ZM24 223V222H23ZM58 223V222H57ZM56 223V224H57ZM119 223H121V222H119ZM12 224V225H11ZM16 224V223H15ZM125 225V227L127 226V224H125V222L123 221L119 226H121V225ZM9 225V226H8ZM17 225V224H16ZM26 225V224H25ZM25 225H21L20 224V226H22V228L23 227H26V229H28L27 227V225L25 226ZM59 225V224H58ZM122 225V226H123ZM132 225V224H131ZM134 225V224H133ZM137 225V224H136ZM143 225H144V223H143ZM258 225V224H257ZM30 226V225H29ZM57 226V225H56ZM60 226V225H59ZM116 226H118V223H117V225ZM118 226V227H119ZM152 226V225H151ZM264 226V225H263ZM4 227V228H5ZM124 226H123V228L126 230V228L128 227H126L125 228ZM145 227V226H144ZM262 227V226H261ZM122 227H120L119 229H121ZM122 228V229H123ZM131 228V227H130ZM129 227H128V229H130ZM132 228H133V226H132ZM155 228H157L156 226H155ZM258 228V227H257ZM2 229V228H1ZM24 229V228H23ZM25 229V230H26ZM121 229V230H122ZM119 231V232H121V234L123 233L122 231ZM134 229H132V231H133ZM152 230H154V229H152ZM151 230V231H152ZM262 230H264V229H262ZM124 231V230H123ZM260 231V230H259ZM2 232V231H1ZM0 232V233H1ZM27 232V231H26ZM25 232V233H26ZM29 232V231H28ZM88 232V231H87ZM124 232H126V231H124ZM128 232V234H129V231H127ZM141 232V231H140ZM6 233V232H5ZM136 233H138V232H136ZM154 233V232H153ZM1 234H3V233H1ZM20 234H24L23 236H24V238H23V240L21 239L22 238V235L20 236L21 238L20 239H17L16 240V238H14V236H17V238H19V235ZM26 234H29V233H26ZM84 234H85V232H84ZM88 234V233H87ZM124 234H126V233H123V235ZM127 234V235H128ZM134 234V233H133ZM262 234V233H261ZM31 235V234H30ZM92 234H90L89 235V237L91 236ZM137 235V234H136ZM2 236V235H1ZM7 236V235H6ZM26 236V237H25ZM86 236V235H85ZM101 236V235H100ZM130 236V235H129ZM147 236V235H146ZM150 236V235H149ZM94 237H95V235H94ZM122 237V236H121ZM133 237H136L135 235H133ZM140 237V236H139ZM138 237V238H139ZM8 238V237H7ZM87 238V237H86ZM120 238V237H119ZM256 238V237H255ZM96 239V238H95ZM151 239V238H150ZM18 240L20 241V243H22V247L20 246L21 244L18 242ZM93 240V239H92ZM136 240V239H135ZM143 240H144V238H143ZM22 241V242H21ZM95 241V240H94ZM129 242H130V240H128ZM132 241V240H131ZM256 241V240H255ZM23 242L25 243L24 244V246H23ZM117 242V241H116ZM136 242V241H135ZM141 242V241H140ZM258 242V241H257ZM19 243V244H18ZM102 243V242H101ZM132 243V242H131ZM139 243V242H138ZM141 243H144V241L143 242H141ZM29 244V243H28ZM261 244V243H260ZM148 245H150V244H148ZM5 246V245H4ZM1 247V246H0ZM5 247H7V245L5 246ZM258 247V246H257ZM257 249V248H256ZM29 250H30V248H29ZM1 251V250H0ZM5 251V250H4ZM8 251V250H7ZM13 251V252H12ZM106 251H107V249H106ZM109 251V250H108ZM24 253H25V251H23ZM26 252H27V250H26ZM29 252V251H28ZM4 253V252H3ZM30 253V252H29ZM101 253V252H100ZM106 253V252H105ZM12 255V254H11ZM10 255V256H11ZM101 255V254H100ZM23 256V255H22ZM30 256V255H29ZM14 257V256H13ZM17 257V256H16ZM28 257V256H27ZM31 257V256H30ZM100 257V256H99ZM103 257H104V254H103ZM9 258V257H8ZM20 258V257H19ZM260 258V257H259ZM14 259H15V257H14ZM13 259V260H14ZM28 260H29V257L27 258ZM24 260V259H23ZM104 260V259H103ZM17 261H19L18 259H17ZM16 261V262H17ZM21 261V260H20ZM30 261H32V260H30ZM100 261V260H99ZM98 261V262H99ZM255 261H256V259H255ZM15 262V261H14ZM15 262V263H16ZM28 261H26V259H25V261H24V263L23 264H26ZM257 262V261H256ZM0 263H1V261H0ZM97 263V262H96ZM102 263V262H101ZM100 263V264H101ZM9 264H10V262H9ZM13 264V263H12ZM22 264V263H21ZM30 264V263H29Z\"/></svg>",
	"mask_w": 264,
	"mask_h": 264
}]
</instances>
